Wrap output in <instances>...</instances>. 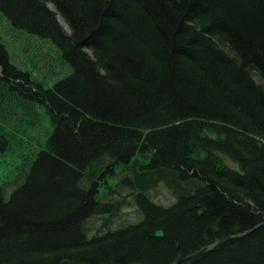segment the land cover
Instances as JSON below:
<instances>
[{
    "label": "trees",
    "instance_id": "16d2710c",
    "mask_svg": "<svg viewBox=\"0 0 264 264\" xmlns=\"http://www.w3.org/2000/svg\"><path fill=\"white\" fill-rule=\"evenodd\" d=\"M1 167L0 264H264V0H0Z\"/></svg>",
    "mask_w": 264,
    "mask_h": 264
},
{
    "label": "rangeland",
    "instance_id": "374dc122",
    "mask_svg": "<svg viewBox=\"0 0 264 264\" xmlns=\"http://www.w3.org/2000/svg\"><path fill=\"white\" fill-rule=\"evenodd\" d=\"M49 8L51 9L50 6H49ZM4 168L5 167H1L0 168V172L2 170H4ZM108 184L113 186V187L114 186L116 187L117 184H118V181L117 180L109 181ZM122 186H124V185H122ZM124 187L121 188V196H125L127 194V192H128V190L124 189ZM157 195L159 197V198H157L158 199L157 200L158 203L167 204L168 202H170V200L166 196V193H165L163 188H159V191L157 192ZM125 198H128V197L125 196ZM131 203L132 204L134 203L133 200H132ZM140 219H141V217H140L139 208H137L136 206L133 205V206H129L126 209L119 210V214L114 219V222H110L109 224H107V226H108L109 230H115L116 228L120 227V225H123V224H126V225L127 224H134V223H137ZM103 224H104V226H103ZM105 225L106 224H105L104 221L99 220V221H96L92 226L94 227L93 230H95V233H99V232H96V230H101L100 233H103L105 230H107L105 228Z\"/></svg>",
    "mask_w": 264,
    "mask_h": 264
},
{
    "label": "water",
    "instance_id": "95a60500",
    "mask_svg": "<svg viewBox=\"0 0 264 264\" xmlns=\"http://www.w3.org/2000/svg\"><path fill=\"white\" fill-rule=\"evenodd\" d=\"M162 236H163V234L161 231H156L154 233V237L157 239L162 238ZM238 236H234V237H238ZM228 238H233V237H225L222 239L215 240L212 244L196 251L195 253H192V254L187 255L185 257H177L172 264H193L196 261H198L206 252L212 250L216 245L225 242ZM59 264H73V263H71L69 260L64 259V260L60 261ZM128 264H140V263L131 262Z\"/></svg>",
    "mask_w": 264,
    "mask_h": 264
},
{
    "label": "flooded vegetation",
    "instance_id": "af4514ba",
    "mask_svg": "<svg viewBox=\"0 0 264 264\" xmlns=\"http://www.w3.org/2000/svg\"><path fill=\"white\" fill-rule=\"evenodd\" d=\"M119 229H120V227L116 228L115 230H119Z\"/></svg>",
    "mask_w": 264,
    "mask_h": 264
}]
</instances>
